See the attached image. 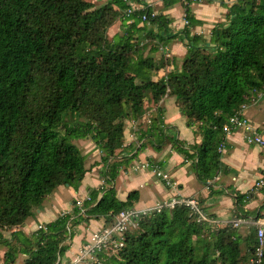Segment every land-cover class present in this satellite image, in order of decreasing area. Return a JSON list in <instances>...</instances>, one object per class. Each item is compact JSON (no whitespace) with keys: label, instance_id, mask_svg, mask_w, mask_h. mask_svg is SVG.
<instances>
[{"label":"trees","instance_id":"obj_1","mask_svg":"<svg viewBox=\"0 0 264 264\" xmlns=\"http://www.w3.org/2000/svg\"><path fill=\"white\" fill-rule=\"evenodd\" d=\"M163 1L166 7L177 3ZM143 6L129 15L127 0H102L99 6L87 0H0V229L20 228L10 238L0 231V247H8L3 264H17L20 255L25 264H69L73 257L63 258L76 228L104 219V231L124 211L134 212L133 225L121 248L97 252L102 264H251L259 248L255 226L243 237L233 225L198 223L185 207L138 212L139 193L122 201L113 184L130 162L118 158L127 124L143 118L146 100L159 104L166 96L190 128H199L201 144L190 155L183 142L168 137L162 107L141 139L172 141L179 154L196 159L201 183L220 170L224 125L242 111L245 117L242 107L264 92V0L225 4L224 21L208 39L188 30L173 34L167 16L153 17L156 11ZM186 19L193 22L189 10ZM118 21L123 34L109 38ZM174 40L184 43L187 54L154 81L167 63L153 55ZM80 140L92 141L101 153L106 186L27 235L22 228L51 195L81 187L89 169L76 145ZM236 200L246 216L248 200Z\"/></svg>","mask_w":264,"mask_h":264},{"label":"crops","instance_id":"obj_2","mask_svg":"<svg viewBox=\"0 0 264 264\" xmlns=\"http://www.w3.org/2000/svg\"><path fill=\"white\" fill-rule=\"evenodd\" d=\"M140 1L141 3H138L140 6L145 4L156 13L167 16L173 34L188 30L193 35L208 39L214 26L224 21L228 12L224 5H231L237 0H201L200 3L189 5L177 0L171 7H166L163 0ZM187 10L191 12L193 21L189 24L186 19ZM123 29V23L120 21L110 28L114 36ZM164 51L167 54H164ZM186 54V47L180 40L171 41L164 49L155 53L153 56L158 61L166 57L167 67L158 72L154 81H158L174 69L175 66L172 64L174 60L181 65ZM146 103L149 108L143 118L127 124L124 150L119 153L118 158L120 160L125 158L130 162L122 168L113 184L118 198L126 201L131 192L137 191L139 200L135 203V209L138 212L155 209L173 198L195 199L205 214L216 222L217 228L239 223L238 230L243 237L249 234L251 227L258 228L257 223H264V184L260 185L264 183V146L248 143L243 130L225 137L226 145L220 152L222 155L220 170L207 183H201L193 165L196 159L193 161L192 158L179 154L172 141L163 139L160 135L141 139L142 133L158 118L159 107L164 109L165 134L183 142L184 147L181 149L189 151L190 155H193L190 148L201 144L203 140L199 128L188 126L187 119L181 114L173 97L166 96L159 104L149 100ZM244 114L259 132H264V92L249 102ZM88 143L83 147L79 145L84 151L83 154L88 157L89 172L78 192L69 187L59 188L45 201L37 216L22 228L27 235L36 232L38 225H48L60 215L72 213L76 201L85 202L90 193L102 190L106 186L102 174L104 166L102 155L92 141ZM145 165L148 167L144 168ZM154 168L167 175V178L164 179L155 173ZM102 195L101 192L100 197ZM236 195L245 196L248 200L244 207L246 216L240 214L236 208ZM104 226L105 220L100 219L92 221L88 227L81 225L76 228L72 247L63 258V262L66 258H74L77 255L89 233ZM24 259L22 256V260Z\"/></svg>","mask_w":264,"mask_h":264},{"label":"built area","instance_id":"obj_3","mask_svg":"<svg viewBox=\"0 0 264 264\" xmlns=\"http://www.w3.org/2000/svg\"><path fill=\"white\" fill-rule=\"evenodd\" d=\"M137 0H127L131 8L128 10V14L132 15L137 11H142L145 9L144 6H140ZM183 4H189L188 0H178ZM200 3L201 0H193ZM157 15L156 12L152 14L153 17ZM143 20H147V16L143 17ZM242 110L246 109V106L242 107ZM240 115V116H239ZM239 115L231 117L229 122L224 125L223 130L226 134V137L237 132L239 130L244 131L245 140L254 145L264 146V132H259L250 122V120L245 116L243 117V111ZM226 141L222 142L219 146V152H222L225 148ZM148 166L145 165L144 168ZM154 172L158 175L167 178V175L162 174L157 168H154ZM264 184L263 182L260 184ZM77 206L82 207L83 202L78 201ZM177 207H185L190 210V213L193 215L195 220L198 223L210 222L214 227H216V222L209 218L203 209L201 208L199 202L195 199H177L173 198L169 202L160 204L155 208L156 212H161L166 209H175ZM133 216L134 212L124 211L119 215L118 222L114 227L108 228L103 231V229H97L89 233L88 237L85 239V242L77 253V255L72 259L69 264H102L99 260L97 252H102L108 250L110 253V246H113L115 249L121 248L124 243L120 241L124 238L127 230L133 225ZM234 226L238 228L239 223H235ZM258 226V239H259V248L256 251L255 256L251 259V264H258L264 257V223H257ZM44 225L39 226V230L44 229ZM119 236L120 238H116Z\"/></svg>","mask_w":264,"mask_h":264},{"label":"rangeland","instance_id":"obj_4","mask_svg":"<svg viewBox=\"0 0 264 264\" xmlns=\"http://www.w3.org/2000/svg\"><path fill=\"white\" fill-rule=\"evenodd\" d=\"M87 1H92V2H95L96 3V5L97 6H99L101 3H102V0H87ZM110 31V33H109V38H113L114 37V33H113V31L112 30H109ZM121 33L123 34V31H121L118 35H121ZM160 57V56H159ZM162 61H166V57L165 58H163V59H161L160 60V62H162ZM146 102H147V100H146ZM145 102V103H146ZM151 102V101H150ZM146 107L147 108H149V106L146 104ZM88 141H90V140H80V141H76V145L79 147V149L82 151V153H84V151H83V149H82V147H83V145H87V144H89L88 143ZM82 146V147H80V146ZM169 210V209H168ZM39 226L40 225H38V227H37V230H39ZM18 229H20V228H12V229H0V231L4 234V236L6 237V238H10V236H11V234L14 232V231H16V230H18ZM88 237V236H87ZM86 237V238H87ZM8 251V247H6V246H2V247H0V257H2V258H0V264H3V257H4V255H5V253ZM26 259V258H25ZM22 260V255H20L19 257H18V259H17V264H25V261L26 260Z\"/></svg>","mask_w":264,"mask_h":264},{"label":"clouds","instance_id":"obj_5","mask_svg":"<svg viewBox=\"0 0 264 264\" xmlns=\"http://www.w3.org/2000/svg\"><path fill=\"white\" fill-rule=\"evenodd\" d=\"M217 228V227H216Z\"/></svg>","mask_w":264,"mask_h":264}]
</instances>
